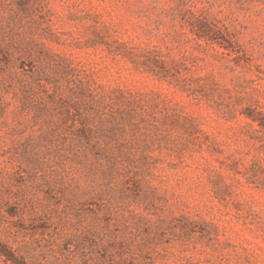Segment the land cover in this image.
<instances>
[{"label":"rangeland","instance_id":"obj_1","mask_svg":"<svg viewBox=\"0 0 264 264\" xmlns=\"http://www.w3.org/2000/svg\"><path fill=\"white\" fill-rule=\"evenodd\" d=\"M0 264H264V0H0Z\"/></svg>","mask_w":264,"mask_h":264}]
</instances>
